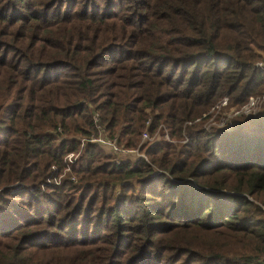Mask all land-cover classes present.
Wrapping results in <instances>:
<instances>
[{"label": "trees", "instance_id": "16d2710c", "mask_svg": "<svg viewBox=\"0 0 264 264\" xmlns=\"http://www.w3.org/2000/svg\"><path fill=\"white\" fill-rule=\"evenodd\" d=\"M257 59L264 0H0V264H264Z\"/></svg>", "mask_w": 264, "mask_h": 264}, {"label": "rangeland", "instance_id": "374dc122", "mask_svg": "<svg viewBox=\"0 0 264 264\" xmlns=\"http://www.w3.org/2000/svg\"><path fill=\"white\" fill-rule=\"evenodd\" d=\"M263 59H257L256 62H261L263 63ZM262 96H264V91H262L261 93ZM261 96H258L256 95L255 97V103L252 104L251 106H249L246 110H245V113H247L248 111L250 110H253V108L255 109V112L258 110V108L261 106L262 104V101H261ZM222 99V98H221ZM220 99V100H221ZM225 103H226V100L224 103L214 107L213 109H209L207 112H206V116H205V119L202 120V125L205 126V128L207 129H210V128H213V127H224V128H228L229 126H227L228 122H229V117L232 116V114H235L233 113V109L230 107V106H225ZM222 105V107H221ZM264 106V103L262 105V108ZM227 126V127H226ZM150 135H149V138L147 139H150ZM110 138H113V137H110ZM143 140H146V139H141L140 138V141H143ZM98 143V142H97ZM118 143V142H117ZM100 144V143H99ZM119 145H121V147H126V148H129L131 149L132 151H127V152H120L118 155L119 157H121L120 155H122L123 157H126V158H130L132 160L134 159H137L139 157H144L142 151L140 149H138V146H127V145H124L122 143H118ZM104 146V150L108 153L111 154V151L109 149V147L107 145H104V144H101ZM72 152V156L71 157H74V159L71 161V162H67L65 160V155L67 153L64 154L63 158H62V161L64 162V167H63V170L61 173H59L57 176L53 177L52 181L54 182V184H58L60 182V177L62 176V174L65 172L66 175L69 176V178L73 181V182H76V177H75V174L74 172L71 173L70 169H71V165H74L76 167V165L78 164V159L80 157V154L78 153V150L77 151H70ZM113 153V152H112ZM114 154V153H113ZM114 155H117V154H114ZM126 155V156H124ZM125 158V159H126ZM135 178L133 177H128V178H125L124 180H122L121 182L122 183H132V184H135ZM100 182V183H104L103 180L102 181H95L93 180L92 181V184L93 185H97V183ZM106 182V180H105ZM114 186H117L118 182H114ZM117 188V187H116Z\"/></svg>", "mask_w": 264, "mask_h": 264}, {"label": "built area", "instance_id": "2783aa9c", "mask_svg": "<svg viewBox=\"0 0 264 264\" xmlns=\"http://www.w3.org/2000/svg\"><path fill=\"white\" fill-rule=\"evenodd\" d=\"M257 65L259 68H261L262 70V73L264 74V64L261 63V62H257ZM256 97V96H255ZM255 97L253 96H250L247 100L246 103H244L239 109H235L233 110L234 112L233 113H238V112H243L245 113V110L251 106L252 104L255 103ZM226 100L225 97H222V99L219 101V104H222L224 103ZM215 107V105L213 107H211V109H213ZM254 110V108H253ZM210 111V110H209ZM251 111V110H250ZM255 111V110H254ZM253 111V112H254ZM249 112V111H248ZM93 119L94 120H97V114L94 113V116H93ZM97 131L95 132V134H90L87 138L85 137H81L79 139V145H83V143L86 141V140H89V141H95V142H98L100 144H104V145H107L110 149L111 152H113L114 154H119L120 152L124 153V152H127V151H132L131 149L129 148H126V147H121V145H119L117 142H116V138L115 136L113 138H110L108 136H106L104 133H103V128L97 124ZM140 138L141 139H147L149 138V133L147 130H142L141 133H140ZM72 156V152H67V154L65 155V160L67 162H71L74 157H71ZM264 258V256H263Z\"/></svg>", "mask_w": 264, "mask_h": 264}]
</instances>
